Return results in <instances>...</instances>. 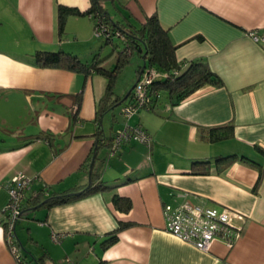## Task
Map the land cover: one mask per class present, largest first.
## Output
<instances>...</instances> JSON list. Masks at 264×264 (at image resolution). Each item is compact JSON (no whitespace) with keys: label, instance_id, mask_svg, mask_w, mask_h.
I'll return each instance as SVG.
<instances>
[{"label":"crops","instance_id":"crops-1","mask_svg":"<svg viewBox=\"0 0 264 264\" xmlns=\"http://www.w3.org/2000/svg\"><path fill=\"white\" fill-rule=\"evenodd\" d=\"M103 3L114 11L107 8L113 20L123 23L139 25L155 14L169 30L182 70L202 61L223 83L204 85L174 105L158 94L152 109L127 119L151 135L150 143L131 140L106 159L110 146L105 139L90 170L83 164L96 140L106 79L97 73L41 67L34 54L61 50L90 61L76 44L83 39L81 33L89 35L94 27V19L84 13L91 0H0V264H37L35 258L44 252L49 264H64L69 256L75 264H264V156L255 148H264V0ZM58 5L83 13L67 16L61 36ZM67 26L72 39L65 36ZM110 45L109 59L101 62L106 68L114 66L119 49L115 38ZM141 63L140 58L138 66ZM131 76L127 92L138 72ZM74 104L77 121L71 116ZM110 111L99 119L109 138L126 121L122 115L120 120L107 118ZM105 122L110 123L109 131ZM227 123L233 125L228 138L198 137L200 129L206 132ZM42 133L51 134L53 144L35 138ZM230 153L260 162L261 177L257 167L239 160L216 171L215 157ZM200 160L211 162L210 171L191 173L192 162ZM19 171L32 178L26 199L37 192L44 198L91 184V171L93 186L98 185L51 207L31 208L24 202L15 226L20 261L7 244L3 211L9 180ZM182 191L187 195L177 196ZM115 194L130 200L127 212L116 209ZM184 199L242 213L243 228L233 246L218 239L203 251L167 232L163 205ZM118 226L117 240L104 247L101 242Z\"/></svg>","mask_w":264,"mask_h":264},{"label":"trees","instance_id":"trees-1","mask_svg":"<svg viewBox=\"0 0 264 264\" xmlns=\"http://www.w3.org/2000/svg\"><path fill=\"white\" fill-rule=\"evenodd\" d=\"M103 2L104 0H91L90 8L84 13L88 15L91 14V18L94 20L96 18H100L102 23L109 28L111 32L110 36H103L106 43L110 44L114 38H120L121 46H119V49L117 50L116 61L112 68L101 66L103 59L100 58V53L94 54L90 61H82L76 55L61 50L37 51L34 54L36 63L41 67L63 68L74 72L83 73L84 75L97 73L104 76L106 79L105 92L98 103L99 106L97 112L99 115L98 128L95 133L96 140L94 147L83 164L86 168L90 167L93 156L96 154L98 147L103 144L105 139L108 140L107 143H109V146L111 144L113 135L110 138L104 137L102 126L99 123L100 114L105 110H110L117 105H121V103L126 101V99L130 96L133 88H130L131 90L129 93L127 92L123 98L118 96L113 97L112 95L116 79L124 66L128 63L129 58L133 55V53H136L142 59V65H140L137 70V79L140 77L141 73L144 72V69H154L156 72L163 74V76L160 75L159 77H156L149 86L151 92L150 109L153 108V102L157 98V93L160 94L161 92H164L168 98V101L174 105L204 85L221 86L223 83L222 79L216 73L211 71L206 63L202 61L194 62L186 69L182 70L180 60H177L175 56L176 46L171 42L169 30L161 24L155 14L148 16L145 22L139 25H133L129 22L123 23L120 20H113ZM70 14L83 13L76 8L58 5L57 29L60 36L64 32L66 18ZM139 47L142 48L141 52L138 51ZM79 97L80 94H78V100ZM71 116L74 121L78 120L77 109L75 111L71 110ZM140 127L144 129L141 125ZM232 131V123H227L208 128L206 132L200 129L198 137L202 140L218 141L230 137L233 133ZM35 138H42L49 144H53L51 134L49 133L36 135ZM255 148L264 156L263 147L256 144ZM238 160L257 167L260 172L258 178L261 177V163L245 155H238L236 153L219 155L215 157L213 164L216 168V171H222ZM210 163L211 162L208 160L194 161L191 164L190 171L191 173L195 174H206L210 171ZM93 181L94 173L91 171V184L70 191L52 193L44 198H41V192H37L34 196H28L27 199L25 197L24 202L27 201L32 204L31 208H36L42 205L51 207L53 205L65 203L96 188L98 185L93 186ZM42 190H44L42 192L46 191L44 188ZM112 201L116 209L120 211L127 212L131 207V202L128 198L119 196L117 194L113 195ZM24 202L22 205L21 214L23 212ZM120 229L121 226H118L117 228L108 232L101 244L104 247L113 244L117 240V234ZM48 259V254L44 252V254H42L40 257L35 258V261L37 264H49L46 261Z\"/></svg>","mask_w":264,"mask_h":264},{"label":"built area","instance_id":"built-area-1","mask_svg":"<svg viewBox=\"0 0 264 264\" xmlns=\"http://www.w3.org/2000/svg\"><path fill=\"white\" fill-rule=\"evenodd\" d=\"M89 16L92 15L89 14ZM93 33L97 37H108L111 34L109 28L102 23L100 18L94 20ZM254 38L258 39L255 35ZM262 39L264 40V38ZM143 71L135 82L130 96L120 106V114L126 121L122 127L114 131L109 156H113L122 144L131 140L147 145L150 143L151 135L148 132L142 129L139 124L133 125L127 122V119L139 110L150 109L149 86L156 77L163 76L154 69H144ZM77 107L78 105L74 104L71 110L75 111ZM31 182L32 178L23 172L19 171L14 174L7 186L8 200L3 208L6 213V241L11 253L18 261H20V254L15 226L21 215L26 191L30 188ZM186 195V191L177 194L182 197ZM162 213L167 232L203 251H208L211 244L218 239L223 241L227 247H232L240 236L245 220L242 213L231 208L194 204L188 199H184L176 205L165 203ZM52 238L57 240L58 235L53 234Z\"/></svg>","mask_w":264,"mask_h":264},{"label":"rangeland","instance_id":"rangeland-1","mask_svg":"<svg viewBox=\"0 0 264 264\" xmlns=\"http://www.w3.org/2000/svg\"><path fill=\"white\" fill-rule=\"evenodd\" d=\"M109 6L110 5H107V8H109V11L111 12V14H113L114 11ZM4 11H6V10H4ZM70 31L71 30H70L69 26H67L66 27L67 35L65 34V36H67L69 39H72L73 36L71 37L72 34ZM81 35H83V39L82 40L79 39V41L76 45H77L78 50L84 55L83 57H86V55H88L87 59L91 60L93 58L94 54L100 53L99 55L102 59H106V60L109 59V53H110L112 47L109 43L105 42L103 37L95 36L93 33V29H91V32L89 33V35L86 34V32H84V34L81 33ZM115 40L120 46L118 39L115 38ZM93 46L95 47V50L92 51L91 48ZM89 51H92V53ZM88 52H89V54H88ZM139 60H140V57L136 53H133V55L130 56L128 63L124 66V68L119 73V75L116 79V82L114 84V89H113V95H112L113 97L118 96V95L123 96L127 92V89L130 85V84H127V82L129 81L131 74H135L136 71L138 70ZM164 95H165V93L161 92V98L164 97ZM119 106L120 105L113 107L110 111V114H108L107 118L109 117L111 119L114 115V117H116V119L120 120L122 118V116L120 114ZM135 114H137V112ZM151 114H155V112L152 111ZM132 119H135V118H132ZM109 129H110V123L105 122V130L109 131ZM182 140L185 144L189 143L187 141V137L182 138ZM101 150H104V152L106 151L105 149H101ZM109 152H110V148H107L106 159L109 158ZM26 211H28V210H26ZM69 257L67 258V259H69L68 261L65 258L64 264H75V259H73V258L71 259L72 256H69ZM86 259H89V258H86ZM86 259L83 261V263L86 262ZM97 261L98 260H96L94 262V264H97ZM87 264H90V263H87Z\"/></svg>","mask_w":264,"mask_h":264},{"label":"water","instance_id":"water-1","mask_svg":"<svg viewBox=\"0 0 264 264\" xmlns=\"http://www.w3.org/2000/svg\"><path fill=\"white\" fill-rule=\"evenodd\" d=\"M141 50H142V48L139 47V48H138V51L141 52ZM133 85H134V84H133ZM132 88H133V86L131 87V89H132ZM131 89H130V90H131ZM130 90H129V91H130ZM129 91H128V93H129ZM95 156H96V155L93 156V159H92V161H91V164H90V170H91L92 167H93V163H94V160H95Z\"/></svg>","mask_w":264,"mask_h":264}]
</instances>
